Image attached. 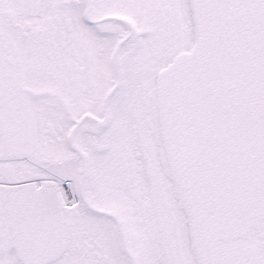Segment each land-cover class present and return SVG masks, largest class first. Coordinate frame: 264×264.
Instances as JSON below:
<instances>
[{"label": "snow or ice", "instance_id": "6c2138e0", "mask_svg": "<svg viewBox=\"0 0 264 264\" xmlns=\"http://www.w3.org/2000/svg\"><path fill=\"white\" fill-rule=\"evenodd\" d=\"M0 264H264V0H0Z\"/></svg>", "mask_w": 264, "mask_h": 264}]
</instances>
